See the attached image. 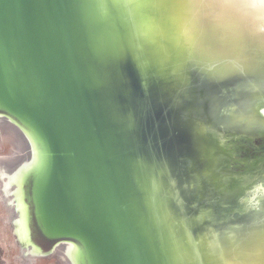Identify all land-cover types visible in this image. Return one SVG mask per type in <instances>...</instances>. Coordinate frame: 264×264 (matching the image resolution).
<instances>
[{
	"label": "water",
	"instance_id": "water-1",
	"mask_svg": "<svg viewBox=\"0 0 264 264\" xmlns=\"http://www.w3.org/2000/svg\"><path fill=\"white\" fill-rule=\"evenodd\" d=\"M0 119L30 253L264 264V0H0Z\"/></svg>",
	"mask_w": 264,
	"mask_h": 264
},
{
	"label": "rangeland",
	"instance_id": "rangeland-1",
	"mask_svg": "<svg viewBox=\"0 0 264 264\" xmlns=\"http://www.w3.org/2000/svg\"><path fill=\"white\" fill-rule=\"evenodd\" d=\"M28 140L14 121L0 119V264H72L63 250L55 249L45 256L30 253L15 233L14 185H8L12 171L30 154Z\"/></svg>",
	"mask_w": 264,
	"mask_h": 264
},
{
	"label": "bare ground",
	"instance_id": "bare-ground-1",
	"mask_svg": "<svg viewBox=\"0 0 264 264\" xmlns=\"http://www.w3.org/2000/svg\"><path fill=\"white\" fill-rule=\"evenodd\" d=\"M15 123H16V122H15ZM17 125H18V124H17ZM18 126H19V125H18ZM13 172H14V171H12V173H13ZM11 176H12V175H11ZM8 185H10V183H9ZM11 185H14V189H15V188H17V186H16V184H15V183H13V184H11ZM14 189H13V190H14ZM13 196H14V194H13ZM15 201H16V200H14V202H15ZM18 214H19V213H18ZM27 246H28V247H29V249H30V247H31V244H30V245H27ZM46 253L48 254V253H50V251H49V252H46ZM35 255H36V254H35ZM69 259H70V258H69Z\"/></svg>",
	"mask_w": 264,
	"mask_h": 264
},
{
	"label": "flooded vegetation",
	"instance_id": "flooded-vegetation-1",
	"mask_svg": "<svg viewBox=\"0 0 264 264\" xmlns=\"http://www.w3.org/2000/svg\"><path fill=\"white\" fill-rule=\"evenodd\" d=\"M55 247V246H54ZM41 256H45V255H41ZM68 256V255H67Z\"/></svg>",
	"mask_w": 264,
	"mask_h": 264
}]
</instances>
